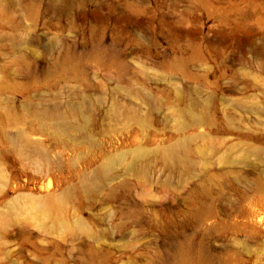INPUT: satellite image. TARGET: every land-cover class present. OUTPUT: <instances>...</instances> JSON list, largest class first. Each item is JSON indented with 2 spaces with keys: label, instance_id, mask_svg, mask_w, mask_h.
Listing matches in <instances>:
<instances>
[{
  "label": "rangeland",
  "instance_id": "rangeland-1",
  "mask_svg": "<svg viewBox=\"0 0 264 264\" xmlns=\"http://www.w3.org/2000/svg\"><path fill=\"white\" fill-rule=\"evenodd\" d=\"M0 264H264V0H0Z\"/></svg>",
  "mask_w": 264,
  "mask_h": 264
},
{
  "label": "bare ground",
  "instance_id": "bare-ground-1",
  "mask_svg": "<svg viewBox=\"0 0 264 264\" xmlns=\"http://www.w3.org/2000/svg\"><path fill=\"white\" fill-rule=\"evenodd\" d=\"M171 153L169 154V155H172V156H176V151L175 150H172V151H170Z\"/></svg>",
  "mask_w": 264,
  "mask_h": 264
}]
</instances>
